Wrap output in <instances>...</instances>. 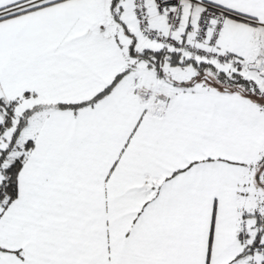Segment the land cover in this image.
Returning a JSON list of instances; mask_svg holds the SVG:
<instances>
[{
  "label": "snow or ice",
  "instance_id": "6c2138e0",
  "mask_svg": "<svg viewBox=\"0 0 264 264\" xmlns=\"http://www.w3.org/2000/svg\"><path fill=\"white\" fill-rule=\"evenodd\" d=\"M0 264H264V0H0Z\"/></svg>",
  "mask_w": 264,
  "mask_h": 264
}]
</instances>
